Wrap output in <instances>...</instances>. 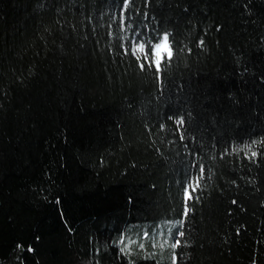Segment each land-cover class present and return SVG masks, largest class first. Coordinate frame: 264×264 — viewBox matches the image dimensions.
<instances>
[{"label":"trees","instance_id":"1","mask_svg":"<svg viewBox=\"0 0 264 264\" xmlns=\"http://www.w3.org/2000/svg\"><path fill=\"white\" fill-rule=\"evenodd\" d=\"M0 264H264V0H0Z\"/></svg>","mask_w":264,"mask_h":264},{"label":"rangeland","instance_id":"2","mask_svg":"<svg viewBox=\"0 0 264 264\" xmlns=\"http://www.w3.org/2000/svg\"><path fill=\"white\" fill-rule=\"evenodd\" d=\"M136 54L139 58H142L144 54V48L142 46L136 47ZM172 56V50L170 47L168 35H163L161 37L160 42L154 47L153 50V61L155 66L160 69V64L166 58H170ZM197 186V180L193 181L186 191V199L190 198V194L192 190H195ZM166 226L174 225V223H164ZM162 233H160L161 235Z\"/></svg>","mask_w":264,"mask_h":264},{"label":"snow or ice","instance_id":"3","mask_svg":"<svg viewBox=\"0 0 264 264\" xmlns=\"http://www.w3.org/2000/svg\"><path fill=\"white\" fill-rule=\"evenodd\" d=\"M58 202V201H57Z\"/></svg>","mask_w":264,"mask_h":264}]
</instances>
